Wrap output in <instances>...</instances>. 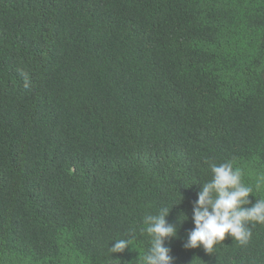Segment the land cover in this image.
I'll list each match as a JSON object with an SVG mask.
<instances>
[{
	"label": "trees",
	"instance_id": "obj_1",
	"mask_svg": "<svg viewBox=\"0 0 264 264\" xmlns=\"http://www.w3.org/2000/svg\"><path fill=\"white\" fill-rule=\"evenodd\" d=\"M229 160L264 199V0H0V264H140L162 207L174 264H264L184 247Z\"/></svg>",
	"mask_w": 264,
	"mask_h": 264
},
{
	"label": "clouds",
	"instance_id": "obj_2",
	"mask_svg": "<svg viewBox=\"0 0 264 264\" xmlns=\"http://www.w3.org/2000/svg\"><path fill=\"white\" fill-rule=\"evenodd\" d=\"M27 86V83L26 85ZM212 178L202 184L192 210L194 227L189 230L185 248L202 246L211 253L218 242L230 235L241 245L251 238L249 224H264V199L249 200L253 187L243 182V172L232 161L211 164ZM260 183L256 187L260 188ZM251 205V206H247ZM170 209L162 207L156 214L143 217V232L149 237V246L140 264H174L170 247L165 241L176 235V227L166 217ZM131 243L128 239L115 240L111 253L123 252Z\"/></svg>",
	"mask_w": 264,
	"mask_h": 264
}]
</instances>
